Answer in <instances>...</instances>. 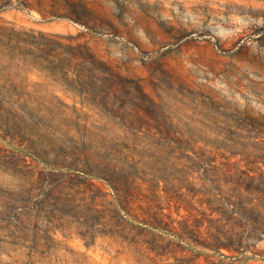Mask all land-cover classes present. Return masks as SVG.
<instances>
[{"label": "rangeland", "instance_id": "374dc122", "mask_svg": "<svg viewBox=\"0 0 264 264\" xmlns=\"http://www.w3.org/2000/svg\"><path fill=\"white\" fill-rule=\"evenodd\" d=\"M0 264H264V0H0Z\"/></svg>", "mask_w": 264, "mask_h": 264}]
</instances>
